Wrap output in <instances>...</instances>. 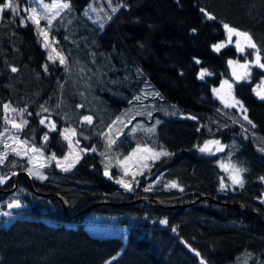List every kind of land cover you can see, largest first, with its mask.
I'll use <instances>...</instances> for the list:
<instances>
[{
  "label": "trees",
  "instance_id": "trees-1",
  "mask_svg": "<svg viewBox=\"0 0 264 264\" xmlns=\"http://www.w3.org/2000/svg\"><path fill=\"white\" fill-rule=\"evenodd\" d=\"M67 1L79 12L90 0ZM116 9L102 27L70 34L55 29L65 25L60 16L53 19L49 33L73 61L67 69L47 58L31 23L20 24L8 10L0 15V131L7 104L27 121L18 136L32 147L63 155L60 128L72 126L87 150L68 171L46 167L43 180L28 177L23 156L3 159L11 174L0 184V264L264 263V156L253 146L257 135L264 137V99L252 89L264 69L251 66L248 80L236 82L227 60H251L256 50H212L227 24L251 36L264 63V0H122ZM74 69L86 74L73 78ZM200 70L211 75L200 79ZM224 79L232 80L252 124L214 95ZM148 89L163 106L155 126L147 127L152 118L134 130L127 125L113 151L121 158L144 145L169 155L152 162L128 190L114 181L116 167L111 178L104 175L101 135L126 108L155 102L138 97ZM213 138L224 149L200 152ZM219 160L245 169L243 187L230 183ZM16 202L21 207H9ZM108 230L118 232L102 234Z\"/></svg>",
  "mask_w": 264,
  "mask_h": 264
},
{
  "label": "rangeland",
  "instance_id": "rangeland-1",
  "mask_svg": "<svg viewBox=\"0 0 264 264\" xmlns=\"http://www.w3.org/2000/svg\"><path fill=\"white\" fill-rule=\"evenodd\" d=\"M53 2L68 3L69 4V2L67 0H43V3H45V4H51ZM13 3L15 5L19 6L18 11L16 13H13L9 9H5V10L9 11L11 16L13 17L12 18L13 20L15 18L18 19L20 24H26L27 22L32 24V26L34 27V30L36 31V33L41 38V45L46 51L47 58L49 56V53L52 52L53 48L56 49V52H59L61 55H63L65 57L64 53H62L57 48V43H56V41H58L57 35H53V37H52L49 33L50 28H52L51 27L52 24L48 25L47 20H45L43 18L40 19L39 28L46 29L48 31L49 47L45 48L44 47V43H45L44 37L42 35H40L37 25H35L31 20L28 19V17L32 14L31 13L32 8H35L37 10V13L41 17L43 16L44 9L41 7L39 0H24V1H20V2L17 0H14ZM120 5H122V0H90L85 5V7L82 10H80L79 12L74 11L70 6L69 9H63V10L59 11V15H58V16H60L59 19L64 20L65 25L58 24L57 26H55V29L58 30L60 27H63L67 30V33L70 34L69 31L72 32L71 30H74V31L83 30L84 31V30H87L89 28H92V26H101L102 27L108 21V17L113 14L112 8H118ZM25 9H28V11H25ZM52 11H57V9H53ZM0 15H1V13H0ZM49 15L51 16V13H49ZM52 23H53V20H52ZM53 28H54V26H53ZM232 28H234V27H232ZM223 29H224V37L221 40L215 42L213 45L225 43L227 46L232 45L237 52L242 53V52L238 51L235 47L236 41L239 40L241 46L244 47V50L246 48H249V47H247L248 41L244 37L238 38L235 35H233L232 43H227V31L225 30L224 27H223ZM239 31H241V30H239ZM212 50H214L213 47H212ZM56 52H52L53 57H56ZM56 60L59 61L58 58ZM229 60H233V61L238 62V64H235L233 66H229V64L227 63L230 76H231L232 80H234L236 82L239 80H237L232 75L233 69H235L237 75H244L247 72L248 78H249L250 67L251 66L259 67L255 63L256 52L253 53L251 60H247V59L246 60H239L237 58H229L227 60V62ZM245 63H247L249 65V67L247 69H243V68L239 67L240 64H245ZM72 64H73V61L71 62V60H68L66 58V63L61 64V65L65 69H67L66 65H70V68H72L71 67ZM261 69H264V68H261ZM201 71L202 70L199 71L198 75L200 74ZM79 72H80V74H82L81 71H79L78 69H74V71L72 72L71 75L73 76V78L78 77ZM85 74H86V72H84V74H82V75H85ZM248 78L247 79H240V80H248ZM87 79L89 82L90 77ZM224 80H228L229 83L232 84L231 79L230 80L224 79ZM224 80H222L216 87L213 88V89H220L219 95H217V93H215L213 91L214 95L223 104V106H225L226 103L229 105H233V106H227V107L236 109L239 112V114L241 115V117L244 118V115H246V113L241 110L239 105L235 104V101H240V100L235 96L232 88L229 89L227 86H225L223 89L220 88V85ZM252 89H253V92L256 96H257V94H256L257 91L264 94V79L255 83L253 85ZM154 93H157L155 89H150L148 92L147 91L142 92L138 96L140 99H143L144 96L149 95L151 97H155V102L148 104V105L138 104V105H133L132 107L126 108L115 118L113 123L110 124V126H108V128H106L105 131L101 135V137L103 139V144H104L103 148L104 149L102 150L101 153L99 152V154H100V160H101L104 172L107 170L109 173V175H107V177L111 178L110 169L112 167H116L117 170L119 171V175H118L119 177L117 179H114V181L116 182V180L122 179L125 183H127L131 186V189L133 188V186L136 182L134 180L135 177L137 175L141 174L142 172H144L145 170H147L149 168V166L151 165V163L157 160L156 158H154L155 154L160 153L162 151L163 152H166V151H164L162 149L161 150L151 149V148L144 146V145H136L126 155L119 158L115 155V153L113 151V145L116 142V140L118 139V137L123 133V131L127 125H129V127L126 128V130L129 128L130 129L132 128V130H134L137 127H139L138 125L144 119L152 118V121L150 122V124L147 127L153 128L155 126V121L157 119V115H155V113L158 110H163L162 109L163 106H161L158 103V101H157L158 96L155 95ZM233 97L235 99H233ZM257 97H259V96H257ZM10 109H11V107H10ZM10 109L5 110L6 111L5 125L0 131V158L4 159L9 154H12L15 156L16 155L23 156L27 162V167H26L27 170L26 171L29 174V176H31L35 179L41 180V179L37 178L36 176L31 175L29 173V170L31 169L33 172H38L39 174L46 177L44 170L46 167H49L51 165H54V167L57 170L64 172V170H63L64 167H68V165L73 160H76L77 158L79 160L81 155L85 152V151H82L85 149L83 147H81L79 145V143L77 144L78 140L75 138V135L72 134V130L74 128L72 126L61 127L60 128L61 129L60 134H61L63 141H65V143H66V151L63 155L56 156L57 160L62 162L60 165H58L57 160H53L51 158L52 154H50V155L45 154L40 148L32 147L31 145L28 144V142H26L24 139H22L18 136V130L19 129L13 127L12 123H10L9 121H15V123L17 125H23L24 118L22 117V113L20 110L11 111ZM167 110L169 111L170 108L168 107L165 112H167ZM185 117H188V116H185ZM82 119L84 122H87L86 120H84V117H82ZM51 123H53V122H50L48 124H51ZM143 127H145V126H143ZM65 129H67L69 131L67 133H65V131H64ZM65 134H67L69 139L71 140V142H72L71 145H69L68 140L64 139ZM256 137L257 138L253 141L254 149L257 153L264 156V151H262V149H264V137L260 136V135H257ZM209 141H217V140L214 138L205 140L200 145L199 150H200V148L204 147V145ZM218 148L223 150L224 145L221 144L220 142H219V145L210 144L209 145V151H205L203 153L213 154V153L221 151V150H217ZM14 149L16 151H13ZM34 149H35V151H34ZM17 152L19 154H17ZM5 154H6V156H5ZM161 156H159V158ZM65 157H68L67 161H65V159H64ZM4 165H6L4 162L0 163V177L7 179L11 173H9L10 171L8 173H6L5 170L2 169V167ZM218 165L221 169H223L226 172L230 183L232 185H238V184L233 183V176L235 175V173L233 171L234 165L231 163L225 162V161H221V160L218 161ZM235 168H237V167L235 166ZM120 186H122V185H120ZM123 188H125V187H123ZM93 230L94 231L92 233L99 235V233H97L98 229H93ZM117 232L118 231L108 230V231H104L102 234H114ZM246 257L248 258V256H246ZM248 259H250V258H248ZM248 259H245V258L239 259L237 262H235V264H264V263H260L259 261L254 262V260L252 262H249Z\"/></svg>",
  "mask_w": 264,
  "mask_h": 264
},
{
  "label": "snow or ice",
  "instance_id": "snow-or-ice-1",
  "mask_svg": "<svg viewBox=\"0 0 264 264\" xmlns=\"http://www.w3.org/2000/svg\"><path fill=\"white\" fill-rule=\"evenodd\" d=\"M39 3L41 5V7L44 9L43 16L41 17L37 13V10L35 8H32L31 9V13L32 14L28 17V19L31 20L35 25H37L40 35H42L44 37V41H45L44 47L45 48H48L49 47V43H48V31L46 29L39 28L40 19L43 18V19L47 20L48 25H51L52 24V20L56 16L59 15V11L60 10H63V9H69L70 8V5L68 3H59V2H53L51 4H45V3H43V0H39ZM18 7H19L18 5H15L13 3V0H5V2H3L2 4H0V13H2L5 9H9L13 13H16L18 11ZM53 9H57V11H52ZM25 11H28V9H25ZM112 11L115 12V11H117V9L116 8H112ZM201 12H204L205 15H206V17L208 19H215V17L212 16L210 13H207L205 9H201ZM49 13H51V16L49 15ZM108 19H111V16H109ZM223 27L227 31V43H232V37H233V35H235L238 38L239 37H244L248 41L247 47L256 50V60H255V63L260 68H264V63H261L260 62L259 50L257 49L256 44L254 42H252L251 36L248 33L241 32V31H239V30H237L235 28L230 27L227 24H224ZM193 31H195V30H193ZM225 46H227L225 43H221V44L213 45L212 47H213L214 51L219 52L220 49L222 47H225ZM235 47L240 52H243L244 51V47L241 46L239 40L236 41ZM52 52H56V49L53 48L52 49ZM52 52L49 53V56H48V59L49 60H52L55 63L56 62V59L58 58L60 64H65L66 63V58L63 55H61L59 52H56V57H53ZM196 62L197 63H200V61H198V60ZM227 63L229 64V66H233L235 64H238L237 61H233V60H229ZM239 67L240 68H243V69H247L249 67V65L247 63H245V64H240ZM47 68H48V66L47 65H44L45 71H47ZM11 70L13 72H16L17 71V69L14 68V67ZM206 75H211V73L207 72V70H202L200 72V74H199V78L200 79H203ZM232 75L237 80L247 79L248 78L247 72L244 75H237L235 69H233ZM225 86H227L229 89L232 88V84H230L228 80H224L221 83L220 88L223 89ZM213 91L215 93H217V95H219L220 89H213ZM154 94L157 95V96H159V93H154ZM256 94H257V96H259L260 99H264V94H262L261 92L257 91ZM233 99H235V98L233 97ZM235 104L236 105H239L240 108H241V110L246 113L247 109L243 108V105H242V103L240 101H235ZM225 106H233V105H229V104L226 103ZM4 108L5 109H10V106L9 105H4ZM10 110L11 111H15V109H10ZM42 110L43 111H47V109H42ZM193 119H194V117H193ZM244 119L245 120H248L249 124H252V121L248 119V116L247 115H244ZM84 120H86L89 124L92 123L91 117L85 116L84 117ZM9 122L12 123L13 127L17 128V129H19V128L22 127V125H17L15 123V121H9ZM23 123L24 124H27V121H23ZM40 123L41 124H44L45 123V120L44 119H41L40 120ZM252 126L255 127L254 124ZM48 127L51 130H53V131H55V129H56L55 123L49 124ZM64 131H65V133H67L69 130L65 129ZM150 131H154V129H150ZM72 134L75 135V130L74 129L72 130ZM43 139H44V141H47V139H48L47 134H45V136L43 137ZM64 139L65 140H68L69 145H71L72 142L69 139V137H68L67 134L64 135ZM78 143H79V141H77V144ZM210 144H217V145H219V141H209V142H207L204 145V147L200 148V151L201 152L209 151V145ZM217 150H221V149L218 148ZM13 151H16V150L14 149ZM34 151H35V149H34ZM82 151H87V150H82ZM92 151H95V149H92ZM262 151H264V149H262ZM17 154H19V153L17 152ZM161 155H165L166 156V155H169V153L162 151L160 153L155 154V157L154 158L158 159L159 156H161ZM5 156H6V154H5ZM51 158L53 160H57L55 154H53ZM64 159H65V161H67L68 160V157H65ZM77 162H78V158L76 160H73L68 165V167H64L63 170L64 171H68L71 167H74L75 166V163H77ZM0 163H3V159L2 158H0ZM61 163H62L61 161L57 160V164L58 165H60ZM233 171L235 173V175L233 176V183L234 184H239L241 187H243V179L240 176V173L243 172V171H245V169H239V168H235V166H233ZM29 173L31 175L36 176L37 178H39L41 180H43V179L46 178L43 175L39 174L38 172H33L31 169L29 170ZM104 175H106V176L109 175V173H108L107 170L104 172ZM262 179H264V178H262ZM4 183H6V179L3 178V177H0V184H4ZM116 183L122 185L123 187H125L128 190H131V186L129 184L125 183L122 179L116 180ZM171 187H178V185L175 184V183H173V184H171ZM182 190L183 189H181V191ZM9 207H17V208H19V207H21V205L19 204V202H16L14 204H10ZM161 222L166 224L167 223V220H164V221H161ZM196 255L199 256L200 254L199 253H196ZM201 264H206V262L202 261Z\"/></svg>",
  "mask_w": 264,
  "mask_h": 264
},
{
  "label": "water",
  "instance_id": "water-1",
  "mask_svg": "<svg viewBox=\"0 0 264 264\" xmlns=\"http://www.w3.org/2000/svg\"><path fill=\"white\" fill-rule=\"evenodd\" d=\"M28 177H29V175H28Z\"/></svg>",
  "mask_w": 264,
  "mask_h": 264
}]
</instances>
